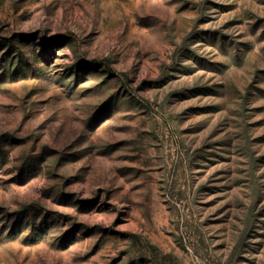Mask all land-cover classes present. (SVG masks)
<instances>
[{"label": "rangeland", "instance_id": "1", "mask_svg": "<svg viewBox=\"0 0 264 264\" xmlns=\"http://www.w3.org/2000/svg\"><path fill=\"white\" fill-rule=\"evenodd\" d=\"M0 264H264V0H0Z\"/></svg>", "mask_w": 264, "mask_h": 264}]
</instances>
